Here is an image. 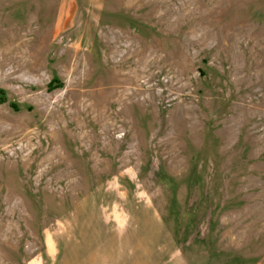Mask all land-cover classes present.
<instances>
[{"label": "rangeland", "instance_id": "374dc122", "mask_svg": "<svg viewBox=\"0 0 264 264\" xmlns=\"http://www.w3.org/2000/svg\"><path fill=\"white\" fill-rule=\"evenodd\" d=\"M0 264H264V0H0Z\"/></svg>", "mask_w": 264, "mask_h": 264}]
</instances>
